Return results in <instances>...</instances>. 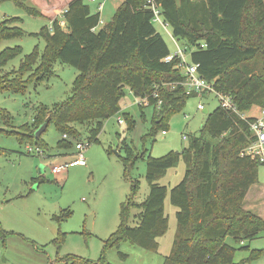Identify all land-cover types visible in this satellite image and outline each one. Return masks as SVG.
<instances>
[{
    "label": "trees",
    "instance_id": "obj_1",
    "mask_svg": "<svg viewBox=\"0 0 264 264\" xmlns=\"http://www.w3.org/2000/svg\"><path fill=\"white\" fill-rule=\"evenodd\" d=\"M14 1L32 14H41L24 0ZM157 2L173 36L189 48L190 62L199 64L200 75L218 92L232 97L238 113L218 106L208 113L199 135L183 151L147 157L145 177L150 192L139 214V224L129 225V209L134 205L131 199L122 205L121 225L106 246L119 247L129 240L157 251L158 238L169 227L165 211L169 194L170 202L177 208V231L171 253L163 264H249L264 257V249L245 247V241L264 232V219L246 209L244 201L249 189L259 182V168L264 163L243 154L254 138L249 124L253 118L242 115L254 107L264 108V0ZM153 19L147 0H122L111 21L99 28L101 13L93 11L85 0H72L61 18L56 17L50 28L41 30L46 41L44 53L34 51L26 55L18 71H32L29 80L39 81L52 73L55 60H61L80 71L72 93L53 107H39L32 125L10 133L30 144L37 140L46 152L47 145L35 137L44 122L55 123L62 134L58 147L67 151L81 142L77 123L98 121L88 139L90 144L101 132L103 120L120 113L131 131L136 120L133 115L122 113L121 108L125 89L129 88L139 97L157 90L159 97L151 96L154 128L150 136L155 135L173 114L184 109L190 97L198 94H188L182 85L186 76L177 67L179 60L165 61L171 50ZM20 21L11 17L0 23V41L24 33L17 26ZM19 52L18 47L3 50L0 69ZM14 75L6 86L22 89L25 81L17 73ZM8 76H3L1 85L6 84L4 79ZM126 151L124 161L132 167L139 157L128 145ZM181 159L185 163L184 176L169 192L159 180ZM227 237L244 244L240 249L250 250L249 255L236 262L238 248L227 244ZM65 261L110 264L106 257L91 261L70 256Z\"/></svg>",
    "mask_w": 264,
    "mask_h": 264
},
{
    "label": "rangeland",
    "instance_id": "obj_2",
    "mask_svg": "<svg viewBox=\"0 0 264 264\" xmlns=\"http://www.w3.org/2000/svg\"><path fill=\"white\" fill-rule=\"evenodd\" d=\"M24 1L41 14L30 13L14 0L0 3V23L11 17L20 18L17 26L24 32L0 41V53L7 48H20L19 54L0 69V81L9 74L4 79L6 84L0 82L4 87L0 89V264H65L70 256L91 261L106 257L110 264H163L171 253L177 231V208L170 202L169 194L165 202L169 227L158 238L157 251L129 240L119 247L108 248L106 243L121 225L122 205L131 199L134 205L129 209V225L139 224V214L150 192L145 177L147 157H161L187 148L191 139L199 135L208 113L220 106L219 98L214 93L190 97L181 112L173 114L150 136L154 128V108L140 106L137 96L126 88L121 101L122 113L133 115L136 127L128 131L125 121H118L121 113L103 120L97 139L83 151L86 164L54 173L55 165L72 160L76 154L75 146L71 151L58 147L62 134L54 122L49 123L40 136V141L47 145L45 155L28 153L30 143L10 132L32 125L39 107H53L72 93L80 71L61 60H55L52 73L39 81L29 80L32 71L18 72L26 55L34 51L44 53L46 41L40 32L50 28L56 17H62L67 8L65 1L69 0ZM85 1L93 11H100L98 7L103 4L99 28L111 21L122 3V0ZM155 25L172 53L176 52L177 45L184 48L182 42L175 43L170 27L164 29L161 24ZM189 55L190 50H187L188 61ZM14 72L25 81L22 89L6 86ZM199 103L207 113L205 109H198ZM259 111V107H254L246 116L259 115ZM97 125L98 121L77 123L78 139L87 144ZM164 128L166 134L162 133ZM32 145L39 144L35 140ZM126 145L139 157L132 167L124 161ZM184 173L185 163L181 159L177 167L160 178L159 184L170 192ZM249 203L256 206L253 211L264 219V165L259 168V182L252 187L246 205ZM89 219L92 228H88ZM226 243L238 248L236 262L249 255L250 250L240 249L244 244L233 237H227ZM245 247L264 249V232L245 241ZM249 264H264V257Z\"/></svg>",
    "mask_w": 264,
    "mask_h": 264
},
{
    "label": "built area",
    "instance_id": "obj_3",
    "mask_svg": "<svg viewBox=\"0 0 264 264\" xmlns=\"http://www.w3.org/2000/svg\"><path fill=\"white\" fill-rule=\"evenodd\" d=\"M147 7L152 10L154 14L153 22L156 24H161V26L164 29H168L170 27L168 23H166L161 15V7L157 0H147ZM103 4L101 3L98 7V10H102ZM99 11V12H100ZM64 13V12H63ZM100 23H102V20H100ZM173 35V34H172ZM174 37V36H173ZM175 43L178 44V40L174 37ZM203 46V45H202ZM189 48L187 46H184V48L177 45V50L175 53H170L165 61L171 62L174 59H178V65L177 67L181 70V72L186 76V80L182 83L183 86H185L187 93H197L198 96L202 97V95H209L214 93L220 101V106L228 111H231L233 113H238V109L235 105L234 100L232 97L227 93H221L218 92L214 85L207 81L205 78H203L199 73V64L191 63L186 59L187 50ZM172 88L175 87V84H171ZM151 96L153 98H158L159 94L157 90L151 94L146 95L143 97L137 96V103L145 106H151ZM162 100L159 99L158 105H161ZM198 109L202 110L205 109L204 105L202 103H199ZM243 118H247L248 116L242 115ZM253 118V120L249 123L250 124V131L252 134V137L254 140L248 145L244 150L243 154H246L247 156H250L255 159H259L261 162L264 163V108H260L259 115H253L250 116ZM118 121L120 123H124V120L122 117L118 118ZM163 134H166V131H162ZM64 138H67V135L63 136ZM186 139L187 136H184ZM90 144L88 141L87 144L83 142H77L75 144L76 154L75 157L67 162H63L59 165H55L53 167L54 173H59L63 170H67L69 166H75V165H84L86 164V159L84 157L83 151L86 149V147ZM28 153H33L36 155H45V151L40 146H33L32 144L27 145Z\"/></svg>",
    "mask_w": 264,
    "mask_h": 264
},
{
    "label": "water",
    "instance_id": "obj_4",
    "mask_svg": "<svg viewBox=\"0 0 264 264\" xmlns=\"http://www.w3.org/2000/svg\"><path fill=\"white\" fill-rule=\"evenodd\" d=\"M206 113L208 112L207 109L204 110ZM48 127V122H44L35 132V137L38 139L43 132L46 130V128ZM88 228H92V221L89 219L88 220Z\"/></svg>",
    "mask_w": 264,
    "mask_h": 264
},
{
    "label": "crops",
    "instance_id": "obj_5",
    "mask_svg": "<svg viewBox=\"0 0 264 264\" xmlns=\"http://www.w3.org/2000/svg\"><path fill=\"white\" fill-rule=\"evenodd\" d=\"M71 1H72V0L65 1V2H66V5H65V6H68V4H69ZM62 24H63V26H64V25H65V22H62ZM253 186H254V185H253ZM253 186H252V187H253ZM252 187L249 189V191H248V193H247V195H246V198H245V201H244V206H245L246 209H248V210L252 211L253 213H255V214L261 216L260 214H258V213H256L255 211H253V210H255V208H256V206H255L253 203H249L248 205H246V201H247V199H248V197H249V195H250V192H251ZM261 217H262V216H261Z\"/></svg>",
    "mask_w": 264,
    "mask_h": 264
}]
</instances>
